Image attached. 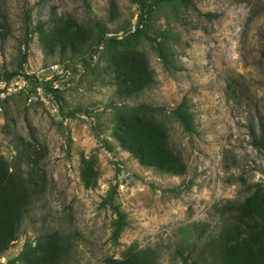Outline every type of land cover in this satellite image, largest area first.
Returning a JSON list of instances; mask_svg holds the SVG:
<instances>
[{
    "label": "rangeland",
    "instance_id": "374dc122",
    "mask_svg": "<svg viewBox=\"0 0 264 264\" xmlns=\"http://www.w3.org/2000/svg\"><path fill=\"white\" fill-rule=\"evenodd\" d=\"M191 2H163L148 36L130 37L140 12L130 0H0V155L34 169L40 187L0 264L31 261L54 231L68 243L66 264H105L130 248L154 249L160 264H182L177 250L216 264L207 249L222 205L256 184L264 194L254 144L264 135V0ZM66 19L85 36L74 51L52 34ZM132 45L152 81L126 95L112 60ZM183 98L195 133L170 115ZM140 103L161 108L183 173L144 166L115 139L117 107Z\"/></svg>",
    "mask_w": 264,
    "mask_h": 264
},
{
    "label": "trees",
    "instance_id": "16d2710c",
    "mask_svg": "<svg viewBox=\"0 0 264 264\" xmlns=\"http://www.w3.org/2000/svg\"><path fill=\"white\" fill-rule=\"evenodd\" d=\"M130 1L135 3L140 11L135 32L130 35V37H137L139 34L148 36L146 32H143V27L145 29L148 27L151 12L155 7H160L163 2L170 0ZM173 1L192 5L191 0ZM205 15L217 16L214 13ZM52 34L60 44L68 45L73 51L85 37L81 27L74 25L69 19L57 21ZM159 35L161 38L165 37L161 33ZM111 39L118 44L126 42V39L124 41L116 40L114 37ZM163 52L161 47L158 48L160 56L165 58ZM261 55L264 57V50L261 51ZM25 60L26 56L23 54L20 62ZM112 66L120 93L136 95L146 89L152 81L148 61L134 45L117 53L112 60ZM18 74L17 70L9 72L4 79L8 81ZM158 110L161 108L145 103L133 107H117L118 117L114 137L140 164L155 167L163 173L181 174L185 171L186 165L180 154L171 148L165 123L155 115ZM170 115L185 132L195 133V125L185 98L170 111ZM254 144L264 152V135H260ZM35 172L28 167L24 171L19 161L10 164L0 155V255L15 239L25 211L28 210L32 201L38 198L36 194L40 187L37 184ZM254 188L252 194L245 199L228 201L222 205L223 225L218 234L211 238L210 245H207L208 249L206 246L211 257L215 258L212 261L216 264H264V194L258 193L261 190V184H256ZM123 226L124 221L120 214V218L116 220L114 235ZM61 237L62 234L57 231L45 235L46 239L35 246L36 255L26 264H66L69 247L67 241ZM177 253L182 264H201L203 261L201 255L196 254L191 258V252L184 254L181 250H177ZM190 259L192 260L189 261ZM105 264L160 263L154 249L130 248L123 259L109 258Z\"/></svg>",
    "mask_w": 264,
    "mask_h": 264
},
{
    "label": "built area",
    "instance_id": "2783aa9c",
    "mask_svg": "<svg viewBox=\"0 0 264 264\" xmlns=\"http://www.w3.org/2000/svg\"><path fill=\"white\" fill-rule=\"evenodd\" d=\"M6 89H7V88H6ZM1 94H2V96H4V92H2Z\"/></svg>",
    "mask_w": 264,
    "mask_h": 264
}]
</instances>
